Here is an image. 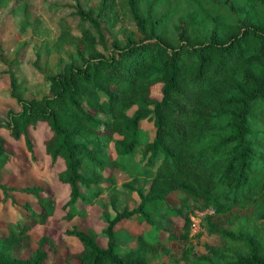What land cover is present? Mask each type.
Here are the masks:
<instances>
[{"label": "trees", "instance_id": "trees-1", "mask_svg": "<svg viewBox=\"0 0 264 264\" xmlns=\"http://www.w3.org/2000/svg\"><path fill=\"white\" fill-rule=\"evenodd\" d=\"M167 1L99 0L76 7L77 33L61 19L52 42L56 52L70 48L67 62L44 75L43 96L22 97L16 75L5 70L19 110L8 109L0 120V175L11 156L3 133L11 141L22 137L34 161L28 130L44 124L47 133L37 143L51 163L62 161L56 179L67 197L58 206L39 186L17 189L0 180L4 197H27L21 203L10 198L25 218L6 220L0 230V264H51L54 242L47 235L33 241L30 231L60 211L68 221L82 216L78 204L90 205L100 192L92 186L103 187L101 180H114L116 170L131 163L139 166L122 187L136 193L137 205L118 211L111 194L112 214L101 212L105 245L72 226L64 233L80 250L67 252L61 264L70 258L149 264L147 256L157 253L165 264H264V0H185L170 31L156 11ZM154 85L159 98L151 96ZM142 121L151 122L152 132L132 162ZM137 177L149 178L146 189L134 186ZM173 193L180 195L177 205L167 202ZM206 209L212 212L202 216L197 236L216 242L192 252L189 215ZM160 211L162 235L153 243L138 234L134 246L119 245L116 224L135 219L152 226L150 212Z\"/></svg>", "mask_w": 264, "mask_h": 264}, {"label": "rangeland", "instance_id": "rangeland-1", "mask_svg": "<svg viewBox=\"0 0 264 264\" xmlns=\"http://www.w3.org/2000/svg\"><path fill=\"white\" fill-rule=\"evenodd\" d=\"M99 0H0V120H3L8 109L19 110L18 105L9 97L10 86L7 75L4 74L7 68H10L20 82V94L24 98L40 97L47 93L48 84L44 75L53 74L62 69L63 63L67 62L66 50L56 52L52 46L54 38L59 32L60 20L64 19L71 27L73 33L75 29L76 16L74 11L76 7L85 8L93 6ZM185 0H168L164 5L157 7L159 15H162L160 24L167 31L173 29L180 16ZM128 32L137 33L133 23H125ZM106 46L110 44V38L106 33L103 36ZM101 50V47L98 46ZM159 85L151 88V96L159 98ZM132 109L127 113L131 114ZM138 141L136 152L133 155L132 162L139 159V150L145 141L151 136L152 124L149 121H142L139 124ZM47 133L44 124H38L35 128H29L28 135L32 138L34 144V156L32 161L27 153L23 138L11 141L6 138L5 148L10 152L6 168L0 175V180L6 186L17 189L39 186L42 188V195L52 194L56 198V203L60 206L67 197V187L60 184L56 179V173L62 168V161L58 159L51 163L49 157L42 152L38 139ZM111 147V146H110ZM110 147L108 148L110 150ZM111 157L114 153L110 152ZM139 164V163H138ZM139 165L135 163L125 165V169H118L114 174V180H101L99 185L92 186L93 189H99L97 196L90 198V205L78 204V207L85 208V212L80 217H74L71 220H64L59 217L60 211L56 216L48 218L45 224H38L30 231L33 241L42 235H47L53 242L55 250L49 253L48 261L51 264H61L65 261V255L75 253L80 250L79 242L66 235L64 232L72 226L92 235L96 243L103 247L105 238L102 234L104 222L101 212L106 210L112 214L110 205V195L115 194L117 201L115 208L118 211L123 209L130 210L138 203L135 192H131L122 187V184L129 182L134 177V169ZM85 168L84 174H87ZM149 178L137 177L134 186L146 189ZM87 198H89V195ZM10 198L15 197L19 203L25 201L27 197L17 192L10 193ZM10 198L4 197L0 192V230L5 228V222L16 217H24V213L17 208L12 207ZM180 195L173 193L168 195L167 202L170 205H177ZM33 201V200H30ZM34 203V202H33ZM35 206V203L33 204ZM36 207V206H35ZM17 210V211H16ZM163 212H150L152 226L135 219L119 222L115 225V233L118 243L121 247L134 246V237L138 234L153 243L157 236L162 235L159 230L164 224ZM198 233L191 236L188 247L190 251L204 252L205 245H212L216 242L214 237ZM32 243V249L34 248ZM68 252V253H67ZM29 251L25 250L20 255L27 256ZM149 264H165L167 259L160 253L147 256ZM69 264H79L77 260L70 258Z\"/></svg>", "mask_w": 264, "mask_h": 264}, {"label": "built area", "instance_id": "built-area-1", "mask_svg": "<svg viewBox=\"0 0 264 264\" xmlns=\"http://www.w3.org/2000/svg\"><path fill=\"white\" fill-rule=\"evenodd\" d=\"M212 210L206 209V210H195L192 214L189 215V237L191 239V236L198 233L200 229V221L204 214L211 213Z\"/></svg>", "mask_w": 264, "mask_h": 264}]
</instances>
